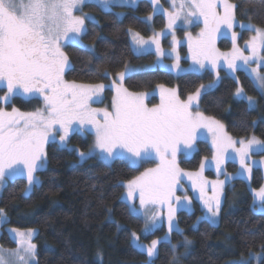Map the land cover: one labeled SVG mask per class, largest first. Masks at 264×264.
<instances>
[{
    "label": "snow or ice",
    "instance_id": "snow-or-ice-1",
    "mask_svg": "<svg viewBox=\"0 0 264 264\" xmlns=\"http://www.w3.org/2000/svg\"><path fill=\"white\" fill-rule=\"evenodd\" d=\"M138 3L139 0H0V91H3V95H0V187L7 179L26 176L27 195L40 183L36 173L47 166L46 144L55 142L57 135L61 144H65L73 131H92L95 137L93 146L87 153L79 152L81 160L95 157L111 162L120 159L132 167L158 161L155 167L146 168L124 186L129 201L138 193L140 210L146 213L149 205L159 206L161 210L167 207L168 235L163 240L170 243V234L174 230L182 231L175 224L176 213L190 210L191 205L187 195L183 198L176 195L183 177L192 181L194 189L199 188L200 200L207 210L198 220L215 224L221 211L219 193L225 181H212L213 195L207 196L205 188L209 181L202 175L204 168L210 166L207 159L201 162L200 171L196 173L183 171L177 162L179 154L190 156L196 150L201 130L206 129L211 134L212 160L218 174L222 173L221 165L225 160L235 161L237 158L241 169L250 172L246 161L250 159V153L264 151V143L254 136L247 140H234L224 131L225 126L219 120L200 111L199 100L206 91L203 85L185 100L180 98L177 89L158 85L159 103L149 107L146 103L149 93L131 92L124 87L123 81L130 74L127 66L116 74L119 83L114 80L110 86L65 79L67 72L72 70L65 47L73 45L87 49L88 46L82 43V37L87 34L85 22L96 23L95 17L83 13V6L96 4L105 11H111L113 5L135 7ZM170 3L171 11L162 9L160 0H151L153 13L148 19L151 20L162 10L168 17L169 29L181 17L189 24L193 18L202 20L204 27L197 38L193 39L187 33L194 65L205 69L207 64L213 71L226 66L234 73L255 62L257 67L251 68L249 76L254 86L264 91V74L258 70L264 66V55H261L264 28L251 23L240 24L242 29L255 31V35L246 41L250 55H244L236 46L237 33L233 31L237 4L231 0H170ZM78 12L81 14L78 15ZM122 15L117 14L118 17ZM223 30L232 33L233 49L230 53H221L216 48V39ZM129 33L132 44L138 50L154 44L157 55H165L159 40L162 33H155L149 40L132 29H129ZM177 43L173 33V52ZM221 59L223 65L219 63ZM171 68L179 69L178 56ZM103 75L108 77L107 70ZM106 87L115 90L111 110L91 107ZM211 87L209 85L208 89ZM235 95L243 99V89L238 87ZM16 97L42 100V106L33 111H21L14 106L11 111L6 110V105ZM247 100L249 108H252L255 103L253 98L247 97ZM237 143L239 147H236ZM257 195L260 197V208L264 211V188ZM132 208L139 211L135 210L134 205ZM3 216L4 209L0 208V217ZM148 221L145 234L160 226V214L152 211ZM7 222L6 219L0 220V225ZM9 231L14 234L13 239L18 247L7 254L0 249V264H35L37 245L32 242L34 230L24 232L13 228ZM132 237L134 246L146 252L151 264L158 255L161 240L154 239L145 247L139 244L136 233H132ZM183 243L188 246L191 241L185 238ZM177 247V244L171 245L173 255L169 264H174L178 259L175 255ZM237 264L245 262L239 261Z\"/></svg>",
    "mask_w": 264,
    "mask_h": 264
},
{
    "label": "trees",
    "instance_id": "trees-1",
    "mask_svg": "<svg viewBox=\"0 0 264 264\" xmlns=\"http://www.w3.org/2000/svg\"><path fill=\"white\" fill-rule=\"evenodd\" d=\"M231 1L238 5L235 9L238 20L264 28V0ZM83 8L91 12L96 23L86 21L87 34L82 41L87 49L65 47L72 64L66 79L108 82L126 64L154 59L153 52L136 54L129 36V29L142 35L150 33L149 23L144 19V15L152 11L149 0H139L135 7L113 5L111 11L96 4H85ZM119 13L123 15L118 17ZM163 25V15H153L152 26ZM249 33L250 30L242 29L240 38H247ZM219 46L228 48L229 39L218 37L216 48ZM180 50L184 53L185 46L181 45ZM105 70L109 73L107 78L103 75ZM209 81L212 87L205 86L206 91L199 100L200 111L219 120L231 136L246 138L253 134L264 140V95L244 69H238L235 76L223 74L216 84L210 71L174 74L160 67L132 72L123 82L128 89L136 91L151 89L157 84L175 86L180 98L185 99ZM238 87L256 97L255 107L249 108L244 99L234 97ZM104 92L109 105L111 88L106 87ZM15 100L24 110L35 105V102H22L23 105L20 99ZM148 102H155V97L148 98ZM68 142L87 150L93 144V135L73 132ZM46 152L48 162L44 170L38 171L39 185L25 195L26 180L17 177L8 179L0 191V208L4 209L8 221L2 224L0 243L5 247L15 245L4 224L34 227L36 264H143L147 254L134 246L132 233L139 236V244L145 247L156 238L161 240L154 264H169L172 242L178 245L175 251L178 259L174 262L177 264H224L228 259L247 255L250 250L262 251L259 264H264V212L253 210L251 193L242 178L235 177L232 184L226 186L218 223L198 220L202 209L196 202L190 210L178 211L177 224L182 231L174 230L169 243L162 238L163 225L145 234L143 219L132 212L124 200L125 183L152 162L132 167L120 159L111 162L95 157L80 160L74 148L59 147L55 142L47 144ZM211 154L208 142L199 139L196 150L190 156H181L178 163L185 169H196L205 158L209 161ZM258 154L264 156V151ZM234 165L228 160L226 167L232 170ZM206 173L211 174V171L207 169ZM261 174L259 168L252 169L253 187L260 186ZM183 234L191 241L190 245H184ZM185 250L186 253H182Z\"/></svg>",
    "mask_w": 264,
    "mask_h": 264
},
{
    "label": "rangeland",
    "instance_id": "rangeland-1",
    "mask_svg": "<svg viewBox=\"0 0 264 264\" xmlns=\"http://www.w3.org/2000/svg\"><path fill=\"white\" fill-rule=\"evenodd\" d=\"M149 1L151 3V0H149ZM160 5L162 6V9H169L170 11L172 10L170 0H160ZM83 13H86L87 15L93 17L91 12L85 11L84 8H83ZM152 13H153V5H152V11L149 14L144 15V19L149 23V26H150V33L148 35H142V34H140L137 31H134V30H132V31L135 32V33H139L140 36H142L145 40H149L151 37L154 36L155 33H162V35L159 37V40H160V47L163 50V52L165 53V55L158 56L157 52H156V46L154 44H149L144 49L138 50L132 44V36H131V34H129L132 49H133V51L136 54L146 53V52H153V54H154V59L151 62L142 61V62L136 63V64H131V63L126 64L125 66H127V70H128L129 73H132V72H135V71H138V70H142V69H151V68H155V67H160V68L166 69V70H168V71H170V72H172L174 74L185 72V71H195V72H198V73H203L205 71H210L212 73V75H213L214 84H216L220 80V77L223 74L232 75V76L236 75V72H234V73L230 72V70H228L226 68V66L218 67L216 70L213 71L211 69L210 65L206 64V68L205 69H200L198 65H194L193 64V61L191 59V54L189 52V47H188V35H187V33H190L193 39L197 38L199 33H200V31H201V29L204 27L202 20L197 21L195 18H193V22L189 24V23H185L184 18L181 17V19L177 21V23L173 26V28L169 29L168 26H167L168 25V17L165 16L163 14V11L161 10L159 13H161L163 15V17H164V25L162 27H160V28H155L154 26H152V19L151 20L148 19V16L150 14H152ZM77 14L79 15L81 13L78 12ZM241 23H244L245 25H247V24H249L251 22L238 20L236 18V22H235L234 28H233V31H235L237 33L236 46L238 48H240L241 51H243L244 55H250V51L247 49V46H246V41H249L251 39V37L253 35H255V31L251 30L250 33H249V36L247 38L241 39L240 38L241 35H242V28L240 27ZM252 25H254V24H252ZM255 26H257V25H255ZM261 28H263V27H261ZM173 33L175 35V40L178 42L175 45V51L174 52L172 51L173 46H174L173 45ZM218 37H221V38L222 37H227L229 39V41H230V46L228 48H226V49H223V48H221L219 46L217 49H219V51L221 53H230V52H232L233 41H232V33H231V31L223 30L222 33L220 35H218ZM218 37H217V39H218ZM217 39H216V41H217ZM82 43H83V41H82ZM181 45L185 46V52L184 53H182L181 50H180V46ZM261 55H264V49L261 50ZM177 56L179 57V69H175L174 70V69L171 68V66L174 63H176ZM219 63L221 65H223V60L221 59V61ZM237 63L241 64V65L243 64L242 61H237ZM125 66H124V68H122L118 72L124 71L125 70ZM253 67H257V63L252 62L249 65L243 66L240 69H244L249 74L251 68H253ZM220 68H222V70H220ZM258 70L261 72V74H264V66H261ZM117 73H115V75L111 76V78H110V80L108 82H95V83H104L105 85H109V86L112 85L114 80L117 83H119V78L116 75ZM66 80H68V79H66ZM69 81H72V80H69ZM252 81H253V79H252ZM77 83L89 84L88 82H77ZM209 83H210V81L207 82V83H204V84L202 83V84H203V86H208ZM123 84H124V82H123ZM158 85H161V84H157L151 89L137 90V91L136 90H130L125 85H124V87H126L131 92H137V93L145 92V93H149L150 95H149L148 98H150L151 96H154L155 97V102L149 103L148 99L146 100V103L148 104V106L152 107L153 105L159 103V99L160 98H159ZM165 87L166 88H175L176 89L175 86H166L165 85ZM109 88H111V98H110L109 105L105 101V92H103L100 95V97L97 99V102L91 104V107H93V108H108L109 110H111V102H112V97L115 94V90L112 87H109ZM258 91H259V93L261 95H264V91L259 90V89H258ZM191 94H193V93H191ZM243 95H244L243 99L246 101L248 106H249V102L247 100V97H252L253 98V101L255 102L253 107H255L257 105L255 96L247 94L244 90H243ZM187 97L185 99H187ZM234 97L237 98L235 94H234ZM185 99H182V100H185ZM12 107L13 106L6 105V110L11 111ZM38 107H40L39 103L35 104L34 107L31 108L30 110H21V109L20 110L21 111H33L34 109H36ZM76 127H79V126L76 125ZM85 127H90V126H85ZM224 131L229 136H231L225 129H224ZM73 132H78V133H81V134H84L85 132H90L93 135V143H94V139H95L94 132H92V131H83V132H81V131H73ZM73 132H71V133H73ZM71 133H70V135H71ZM201 133H202V135H201L200 139L206 140L208 142V145L212 149L211 134L206 129H202ZM253 136L256 137L255 135L251 134L250 136H248V137H246L244 139L247 140V139H249V138H251ZM231 137L234 140H237V141L240 139V137H236V136H231ZM256 138L258 140H260L262 143H264V140H261L258 137H256ZM55 143L59 147L62 146V147H66L68 149L74 148L76 150L77 154H78V159H80L79 152L87 153L89 151V149L92 148V146H93V144H92L87 150H81L78 147L70 144L68 142V140L65 142V144H61V142L59 140V135L56 136ZM196 146H197V142H196ZM46 147H47V144L45 145V150H46ZM236 147H239L238 143H237ZM259 152H262V151H254V152L250 153V159H248L246 161V163L250 166V169H251L250 172H245V171H243V169H241L239 159L237 158V159H235V161L232 160L234 162V164H235L234 168L232 170H229L226 167L227 161L231 160V159L225 160V162L221 165V168H222L223 171H222V173L218 174L215 162H213V160H212V157H213V149H212V154H211L210 159L208 161L210 166H206L204 168V170H203V173H202L204 179L209 181L208 185L205 188V192H206L207 196H212L213 195L212 183H211L212 181H217V180L225 181V184L223 185L222 189H220V193H219L220 194V199H221V205H222V202L224 200V194H225L226 186L232 184L233 178L240 177V178H242L245 181L246 187L249 189V191L251 193V196H252L251 205H252L253 210L257 211V212H264L260 208V197L257 195L260 192V190L262 188H264V156L258 154ZM181 156H185V155L179 154L178 157H177V162H178V160H179V158ZM156 163H158V161H153L152 163H150L148 165H145L141 170H139V172L136 175H134L129 180L133 179L135 176H138L146 168L155 167ZM140 165H138V166H140ZM178 165H179V163H178ZM138 166H136V167H138ZM179 167L185 172L196 173V172L200 171L201 165L198 168L192 169V170L185 169V168L181 167L180 165H179ZM254 167L259 168L261 170V173H262L261 174L262 175V182H261L260 186H258V187H253L252 184H251L252 169ZM207 169H209L211 171V174L206 173ZM36 175L39 177L38 172L36 173ZM226 177H227V179H226ZM23 178H25V180H26L25 187H24V193H25V189L27 188V178H26V176L23 177ZM7 180H5L4 184L6 183ZM39 180H40V178H39ZM2 187H0V191H1ZM124 194H125L124 195V200L129 205V208L131 209V211L136 213V214H138L143 219V224H144L143 232H145V225L147 223H149L148 215H150L152 211H156V212H158L160 214V217H161L160 226L163 225L165 227V231L163 232V235H162L163 237L162 238H164L166 235H168V221H167V207L166 206L163 208V210H161L159 206H151V205H149L147 213H146L144 210H140V202H139L138 193L134 194V199L129 201L127 199V189L124 186ZM176 195L180 196L181 198H183L185 195H187L189 197V199L191 200L190 209L192 208L194 202H196L199 205V207L202 209V213H201L200 217H203L206 214L207 210L203 207V204H202V202L200 200L199 188H195L194 189L193 186H192V181L189 180L186 176L183 177V179L181 181V185H180L179 189L176 192ZM185 203H187V202H185ZM133 205H134L135 210H139V211H134L133 208H132ZM219 216H220V213H219ZM219 216L216 219V223H218V221H219ZM3 219H6L5 214H4L3 217H0V220H3ZM175 224L180 229V227L177 224L176 216H175ZM4 228L7 230L9 236L12 239H13L14 234L11 233L9 230L13 229V228L21 230V231H24V232H26L28 229H32V230H34V235L36 233V229L34 227L18 228V227H15V226L4 224ZM1 229H2V225H0V231H1ZM34 235L32 237V242L33 243H35ZM183 237H184V234H183ZM156 239H159V238H156ZM169 239H170V237H169ZM132 242H133V237H132ZM171 244H174V242H172ZM17 247H18L17 243H15V245L12 246V247H5V246H3L0 243V249H3L5 254H7V252L9 250L16 249ZM182 253H186V250L183 251ZM261 254H262V251H260V250H258V251L250 250L247 255L241 256V257H238V258L228 259L224 264H237V262H239V261H244L245 263L251 262L252 264H259V258L261 257ZM35 264H36V261H35ZM143 264H149V258L148 257H147L146 261H144ZM151 264H154V260L151 261ZM174 264H177V263H174Z\"/></svg>",
    "mask_w": 264,
    "mask_h": 264
},
{
    "label": "flooded vegetation",
    "instance_id": "flooded-vegetation-1",
    "mask_svg": "<svg viewBox=\"0 0 264 264\" xmlns=\"http://www.w3.org/2000/svg\"><path fill=\"white\" fill-rule=\"evenodd\" d=\"M4 91H6V89H4ZM0 95H3V91H0ZM16 98H18V99H20L21 101V103L20 104H23L22 102H25L26 104H28L29 102H31V103H33V102H35V104H37V103H39V106L41 107L42 106V100H38V99H31V100H25V99H22V98H19V97H16ZM16 98H13L12 99V101H11V103H9V104H7V105H10V106H14V107H16V108H18V109H21V108H19L17 105H16ZM18 102H19V100H18ZM24 105V104H23ZM32 106L33 105H31V107L29 108V109H25V110H30L31 108H32ZM34 107V106H33ZM21 110H24V109H21Z\"/></svg>",
    "mask_w": 264,
    "mask_h": 264
}]
</instances>
